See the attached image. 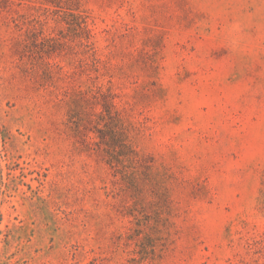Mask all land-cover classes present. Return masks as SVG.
Masks as SVG:
<instances>
[{"label": "rangeland", "instance_id": "rangeland-1", "mask_svg": "<svg viewBox=\"0 0 264 264\" xmlns=\"http://www.w3.org/2000/svg\"><path fill=\"white\" fill-rule=\"evenodd\" d=\"M0 264H264V0H0Z\"/></svg>", "mask_w": 264, "mask_h": 264}]
</instances>
